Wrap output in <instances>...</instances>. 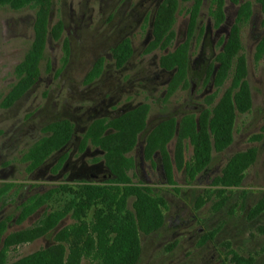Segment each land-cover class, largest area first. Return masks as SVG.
<instances>
[{"label":"rangeland","instance_id":"1","mask_svg":"<svg viewBox=\"0 0 264 264\" xmlns=\"http://www.w3.org/2000/svg\"><path fill=\"white\" fill-rule=\"evenodd\" d=\"M163 1L54 0L50 27L61 21L65 29L59 40H48L40 81L12 108L0 107V223H8L0 240V255L6 254V264L59 244L57 235L64 231L71 234L64 243L65 264H102L96 251L88 252L83 246L86 236H94L95 206L86 215L72 211L44 238L14 246H8L6 240L38 227L49 214L62 210L73 199L71 191L86 184L107 185L112 177L105 153L91 143L83 150V138L94 120L111 119L141 105L150 107L147 129L128 155L132 161L128 174L133 184L149 187L165 200L166 224L156 233L141 235L138 264H233V252L252 264H264V212L253 215L264 196V59L256 58L264 34L260 8L256 5L252 18L241 25L252 109L238 113L233 143L223 153L214 152L212 162L196 180L175 166L171 183L161 152L147 158V138L166 119L175 118L180 126L186 115L213 109L230 87L231 79L218 87L208 73L212 66L217 67L216 58L239 6L225 0V21L218 24L220 1L200 0L201 13L190 40V69L185 79L177 81L176 72L163 69L160 60L188 40L190 12L198 0L181 3L171 45L149 53L153 21ZM36 12L34 8L15 11L0 7V102L16 82L15 68L32 44ZM126 39L131 41L133 55L119 69L113 51ZM100 58L105 59L104 72L88 83L87 76ZM61 119L75 125L73 139L41 168L29 172L23 156L46 135L48 124ZM179 141L177 132L165 146L173 162ZM183 148L190 162L193 147L189 140H183ZM250 150L257 152V161L246 171L243 182L222 185L228 160ZM37 199L47 202L23 220L25 207ZM133 203L131 199L128 204L131 210Z\"/></svg>","mask_w":264,"mask_h":264},{"label":"trees","instance_id":"2","mask_svg":"<svg viewBox=\"0 0 264 264\" xmlns=\"http://www.w3.org/2000/svg\"><path fill=\"white\" fill-rule=\"evenodd\" d=\"M193 0H164L157 9L153 21V40L148 52L166 50L175 38L173 28L181 3ZM218 24L225 21L223 7L225 0H219ZM239 6L236 21L216 58L217 67L212 66L208 76L213 83L222 87L231 79L230 87L213 109H204L199 115L191 114L182 118L180 126L175 118L160 122L149 134L145 147L147 158L161 152L163 167L169 182L175 181V166L184 170L191 180L208 168L213 153H223L233 143V133L238 113L245 114L252 109L253 93L248 80L249 70L246 57L242 54L241 25L248 22L260 8L264 27V0H231ZM54 0H0V7L19 11L25 8L37 10L34 23V39L22 61L16 66V82L0 102L3 109L12 108L40 81L41 63L45 59L48 40H59L64 32V24L59 21L50 27ZM202 3L196 1L190 12L189 38L174 52L160 60L167 71L176 72V80L186 78L190 69V48L192 36L198 25ZM66 55L70 54L69 44H65ZM116 67L123 68L133 55L130 39L124 40L113 51ZM256 58L264 59V34L260 38ZM105 59H98L87 76L93 83L104 72ZM150 112L148 105H141L117 117L94 120L89 126L83 141L85 150L89 143L105 153V164L111 179L107 185L86 184L77 192L71 191L73 199L62 210L52 212L44 222L33 229L9 236L8 246L29 243L48 236L72 211L86 215L93 206L97 208L92 227L93 237L86 236L83 246L88 252L96 251L102 264H138L142 256L141 235H151L166 224L163 198L155 196L149 187L133 184L128 170L132 165L129 153L133 151L138 139L147 129ZM179 133L180 141L176 147L175 162L165 146ZM46 134L37 140L23 156L29 172L41 168L55 153L64 149L75 135V125L68 119H61L44 128ZM183 140H189L193 147L192 159L187 162ZM257 152L250 150L236 153L227 162L220 182L224 186H238L243 182L246 171L256 163ZM133 199V209L129 201ZM47 200L37 199L25 207L22 219H27ZM264 212V196L253 210L254 216ZM7 222L0 223V240L7 231ZM264 233V227L261 228ZM85 232V231H84ZM82 232V233H84ZM68 231L57 235L59 244L28 256L15 264H65L64 243L69 240ZM233 264H252L237 253H232ZM0 264H6V254L0 255Z\"/></svg>","mask_w":264,"mask_h":264},{"label":"flooded vegetation","instance_id":"3","mask_svg":"<svg viewBox=\"0 0 264 264\" xmlns=\"http://www.w3.org/2000/svg\"><path fill=\"white\" fill-rule=\"evenodd\" d=\"M64 29H65V27H64Z\"/></svg>","mask_w":264,"mask_h":264}]
</instances>
